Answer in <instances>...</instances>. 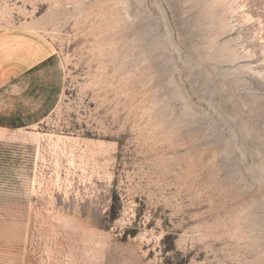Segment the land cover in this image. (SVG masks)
Returning <instances> with one entry per match:
<instances>
[{"label": "rangeland", "instance_id": "374dc122", "mask_svg": "<svg viewBox=\"0 0 264 264\" xmlns=\"http://www.w3.org/2000/svg\"><path fill=\"white\" fill-rule=\"evenodd\" d=\"M0 264H264V0H0Z\"/></svg>", "mask_w": 264, "mask_h": 264}]
</instances>
